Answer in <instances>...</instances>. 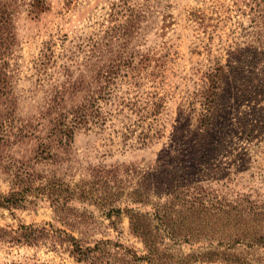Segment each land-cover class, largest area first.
<instances>
[{
  "label": "rangeland",
  "instance_id": "rangeland-1",
  "mask_svg": "<svg viewBox=\"0 0 264 264\" xmlns=\"http://www.w3.org/2000/svg\"><path fill=\"white\" fill-rule=\"evenodd\" d=\"M255 1L44 0L46 8L34 13L31 0H13L8 24L0 27V192L28 182L33 187L23 207H0V226L51 222L83 243L110 238L142 254L125 213L105 215L107 205L99 202L119 194L115 207L153 211L130 201L134 188L147 184L160 194L178 174L201 179L221 195L249 184L264 195V94L259 101L246 92L260 75L244 52L249 32L258 30L250 21ZM220 65L233 68L216 89L211 141H201L199 117ZM91 97L100 112L61 146L49 134L53 121ZM253 118L254 133L246 127ZM217 140L224 155L209 145ZM40 142L54 147L53 160L35 156ZM244 156L250 163L238 160ZM206 160L223 171L234 160L247 171L230 182L198 165ZM139 172L149 183H141ZM50 180L76 191H52V184L45 187ZM81 189L93 193L83 196ZM56 198L66 206L67 223L53 210ZM200 245L205 242H181L180 248L188 253ZM251 253L264 264L262 248ZM0 264L89 263L64 248L0 242Z\"/></svg>",
  "mask_w": 264,
  "mask_h": 264
},
{
  "label": "trees",
  "instance_id": "trees-1",
  "mask_svg": "<svg viewBox=\"0 0 264 264\" xmlns=\"http://www.w3.org/2000/svg\"><path fill=\"white\" fill-rule=\"evenodd\" d=\"M29 6L30 11L34 13L46 8L44 0H31ZM12 8L13 0H4L1 3V28H5L8 24ZM250 10L253 15L250 19L252 27H257L258 30L249 32L251 36L247 38L248 44L244 52L251 59L248 65L255 68L260 76L255 78L252 84H249V89L246 92L252 95L254 100L260 101L259 96L264 94V0H256ZM218 67L212 77L213 88H216L211 100L207 99L205 102L199 117L198 133L201 141H211L209 137H211L216 118L218 95L216 89L222 86L224 78L230 76L233 68L230 66L225 68L222 65ZM91 98L87 100V103H81L67 113H61L53 121L49 134L56 136L55 139H58L61 146L70 145L75 130L86 126L90 117L96 116L93 111L100 112L101 108L97 98ZM255 120L256 118H253L251 122H247L246 126L251 127L253 133L258 130L254 123ZM219 142L221 140L209 145L215 147L218 155H224L227 150L223 151ZM53 148L50 143L40 142L35 156L39 159L53 160ZM238 160L250 163L251 158L244 156ZM198 165H208L212 172L227 177L230 182L239 177L238 173L247 171V169L237 168L234 160L225 167L224 171L221 170L218 163L213 161ZM250 165L252 166V164ZM139 173L141 183L143 181L149 183V175L144 172ZM253 174L250 176L253 177ZM53 182L51 183L50 180L45 187L50 189L49 184H52V191L64 189L61 187L63 186L61 181ZM26 184L19 189H11L7 193L0 192V207H23L27 201L26 191H31L33 187L31 182ZM163 185L160 190V194L162 191L164 195L163 200L157 190L155 192V189L152 190L147 184L144 186V190L138 187L134 188L133 194L129 196L132 203L149 204L153 207V211L129 205L115 207L111 202L118 201L119 194L112 201L103 199L99 202L101 207L107 205L108 211L105 215L111 216V212L114 211L116 215L125 213L129 220L131 233L143 244L144 253L142 254H138L135 250L110 238H99L83 243L82 238L51 222L23 223L18 228L9 229L0 226V242L43 244L51 250L64 248L75 260L89 264H192L199 262L259 264V258L257 257L255 260L251 258V252H256L260 248L264 250V195L253 184L244 186L247 188L246 191L239 192L231 189L233 193L221 195L213 191L207 184H203L201 179H193L189 174H178L176 183L165 181ZM75 186L79 187L77 184ZM57 187H60L61 190ZM64 191L76 190L70 189L67 185ZM80 191L83 196L85 193H93L85 189ZM151 193H156V200H151ZM89 197H93V195L91 194ZM52 204L58 219L67 223L64 219L66 206L63 202L61 203L60 199L56 198L52 199ZM201 241H204L205 245H200L198 249L191 252L185 253L180 248L181 242L194 244Z\"/></svg>",
  "mask_w": 264,
  "mask_h": 264
}]
</instances>
